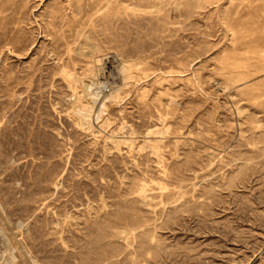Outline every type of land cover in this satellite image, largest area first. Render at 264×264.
Returning <instances> with one entry per match:
<instances>
[{
    "label": "rangeland",
    "instance_id": "rangeland-1",
    "mask_svg": "<svg viewBox=\"0 0 264 264\" xmlns=\"http://www.w3.org/2000/svg\"><path fill=\"white\" fill-rule=\"evenodd\" d=\"M0 264H264V0H0Z\"/></svg>",
    "mask_w": 264,
    "mask_h": 264
},
{
    "label": "bare ground",
    "instance_id": "bare-ground-1",
    "mask_svg": "<svg viewBox=\"0 0 264 264\" xmlns=\"http://www.w3.org/2000/svg\"><path fill=\"white\" fill-rule=\"evenodd\" d=\"M101 61L102 60H96V63L100 64ZM114 63H116V67L113 66ZM115 71H116V74H115ZM89 72H90L89 75L91 74V78H93V79L99 78L100 75H103L102 77L105 80H110V79L114 78L116 75V76H118V79H119L118 81H121L122 85H125L127 81L133 80L134 76L137 74L136 72H134V67L132 65L128 64L127 62L117 61V60H115L114 62L108 61L107 65L103 64L100 67L95 66V67L91 68L89 70ZM64 76L66 77L65 79L70 84V87L73 90V97H74L73 108H72L73 115L78 120L79 126H84V125L89 126V123H90L89 119L91 118V115L93 114V112L94 113L96 112L95 120L100 118V114L103 112V108H104L103 107V100L105 98L110 100V99H113L115 97L111 96V94L109 93L110 95H108V96L103 95L102 99L100 98L101 100H99L100 101L99 102L97 100L99 99L98 97L101 96L102 91H101V88H99L100 86L97 87L96 81L91 80L89 85H83L82 81L80 79H77L74 77L75 75L73 76V75H68L65 73ZM116 86H118V85H116ZM77 87H79L82 90V97L79 96L78 93L76 92ZM116 91H117V89H116ZM113 93L115 94V92H113ZM104 94H106V92ZM83 100H85V102H83ZM97 102H98V105L96 106V109L94 110V107L97 104ZM92 117H93V115H92ZM94 135H95V133H94ZM8 257H10V258L12 257L9 252L7 254V257L4 258V260H6Z\"/></svg>",
    "mask_w": 264,
    "mask_h": 264
}]
</instances>
